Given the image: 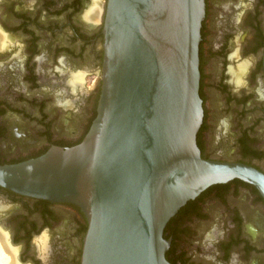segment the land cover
Masks as SVG:
<instances>
[{
	"label": "flooded vegetation",
	"instance_id": "1",
	"mask_svg": "<svg viewBox=\"0 0 264 264\" xmlns=\"http://www.w3.org/2000/svg\"><path fill=\"white\" fill-rule=\"evenodd\" d=\"M107 1L0 0V165L85 137L101 93ZM205 2L201 155L264 172V0ZM234 13L252 29L245 47L261 51L255 61L242 57L239 44L228 55L229 42L210 44L215 16L226 25ZM217 59L222 72L215 77ZM240 66L236 84L230 71ZM87 226L74 204L0 186V264H81ZM169 227L170 264H264V198L251 183L233 179L208 187Z\"/></svg>",
	"mask_w": 264,
	"mask_h": 264
},
{
	"label": "water",
	"instance_id": "2",
	"mask_svg": "<svg viewBox=\"0 0 264 264\" xmlns=\"http://www.w3.org/2000/svg\"><path fill=\"white\" fill-rule=\"evenodd\" d=\"M205 0H108L97 115L76 145L0 165V186L71 203L88 226L81 264H170L169 221L208 187L264 172L202 157ZM264 64V49H263Z\"/></svg>",
	"mask_w": 264,
	"mask_h": 264
},
{
	"label": "rangeland",
	"instance_id": "3",
	"mask_svg": "<svg viewBox=\"0 0 264 264\" xmlns=\"http://www.w3.org/2000/svg\"><path fill=\"white\" fill-rule=\"evenodd\" d=\"M229 2H232V1H229ZM240 12L242 13V11H240ZM262 14H264V11L262 12ZM242 15L243 14H241V17H242ZM241 17L238 19V16H236V13H234L233 16L230 17V19L231 20L233 19V21L231 22L228 20V23L225 25V21L222 18L219 19L217 16H215V20L213 21L214 33L212 34V36L210 38V44L212 47L215 46V48L216 47L220 48L221 45H224V47H226V45H227L226 43L229 42V49L226 52L227 55L229 53H231L232 49H234V47L238 46V44H239V46L241 48L242 57L243 58H252L253 57L254 61H255V59L258 58L261 51L259 50V52L256 51L254 53L253 50H250L249 48L245 47V45L247 43V37L249 35V31H251L252 29L247 24V18H246V20H245V18H243V20H242ZM233 25H235V27ZM228 33H231V35H228ZM220 53L221 52H219V55H221ZM226 54L224 53L223 55H221V57L224 58V61H222L224 63V65L226 63V61H225ZM217 58L219 59V57H217ZM218 59L216 60L214 66H213V70H211L215 77H216L218 72H222V65L220 64V66H219V60ZM256 73L257 72H255V74ZM254 81H255V75L253 77V80L251 79V83H253Z\"/></svg>",
	"mask_w": 264,
	"mask_h": 264
},
{
	"label": "bare ground",
	"instance_id": "4",
	"mask_svg": "<svg viewBox=\"0 0 264 264\" xmlns=\"http://www.w3.org/2000/svg\"><path fill=\"white\" fill-rule=\"evenodd\" d=\"M96 14H98V11H96ZM230 73H231L232 81L236 84H239L242 80V74L244 73L243 66L238 67L236 70H231Z\"/></svg>",
	"mask_w": 264,
	"mask_h": 264
},
{
	"label": "trees",
	"instance_id": "5",
	"mask_svg": "<svg viewBox=\"0 0 264 264\" xmlns=\"http://www.w3.org/2000/svg\"><path fill=\"white\" fill-rule=\"evenodd\" d=\"M82 141V140H81ZM80 141V142H81ZM76 144H78V143H76ZM75 144V145H76ZM74 145V144H73ZM73 145H70V146H73ZM63 147H68V146H63ZM41 154H43V153H41ZM41 154H39V155H41ZM39 155H37V156H39ZM34 157H36V156H34ZM30 158H32V157H30ZM27 159H29V158H27ZM23 160H26V159H23ZM23 160H20V161H23ZM16 162H19V161H16ZM14 163V162H13ZM188 203V202H187ZM185 208V206H183L179 211H182L183 209ZM175 217V216H174ZM174 217L169 221V223L167 224V226H166V228H165V232H166V230H167V228H170L169 226H170V224L172 223V221L174 220ZM164 236H165V238H166V233L164 234ZM169 254L167 253L166 254V257H167V259H168V261H169V256H168Z\"/></svg>",
	"mask_w": 264,
	"mask_h": 264
}]
</instances>
